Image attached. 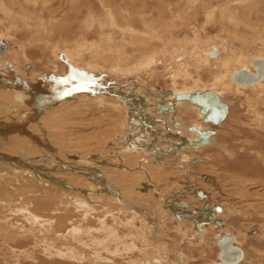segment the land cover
<instances>
[{
	"label": "bare ground",
	"instance_id": "1",
	"mask_svg": "<svg viewBox=\"0 0 264 264\" xmlns=\"http://www.w3.org/2000/svg\"><path fill=\"white\" fill-rule=\"evenodd\" d=\"M39 1L41 6L36 7ZM97 1H99V7L105 12L104 19L102 20L99 18L102 15L93 14L87 7L86 15L82 21L83 27L81 25L78 29L79 35L76 39L73 38L72 43H69L70 41L65 42L66 40L61 41L63 42L61 43L62 48L58 44L52 46L50 35L58 28L60 29L57 31H61L67 27L70 28L71 25L68 23V19L64 17L57 19L50 14L47 17H45V15L43 16L45 11L46 13L50 11L47 5L51 3V0H24L27 5L30 4L34 6L32 11L21 8L19 5H14L17 7L16 9L12 7L9 8L6 3H0V24L1 22L4 23V21H7L10 23L11 27V29L10 27L7 29L9 31L13 30L12 32L6 30L5 35L0 36V38L6 41L10 40L7 36L12 35L15 37L20 29V25L22 28L21 31L23 29L29 31V40L32 44L35 46L41 45L43 47H40L41 51L45 49L50 50L51 47H53L51 51L53 60L56 61L57 53L62 50L68 53L69 63L74 70L78 72V77L81 78L87 75L86 77L90 81L91 78H96L98 80L102 79V77H107L110 80V82L107 83V89L101 91L95 90L94 94L96 96L94 98L90 99L83 95L80 98L76 97V99L75 97L73 98V96L79 94L77 91L82 93L93 92L94 90L92 91V89H88V87L82 85L75 89L69 87L62 90L43 88L33 83L32 81L34 80L30 78L29 80L24 78V80L21 77V79L20 76L26 75L23 70L19 69V71H17V69L9 65L8 62L4 63V61H0V241L3 240L4 243L17 238L33 235L34 231L30 233L29 230H27L29 229L30 222L28 223L29 226L26 227V232H21L22 234H18L19 227H16V230L14 228H9L8 225L11 223L10 221H13L12 218H14L12 217L14 215L13 209H15L17 212H20V210L24 212L26 219L30 216L34 223L37 222V224L42 227L48 225L51 228L60 223L69 224L72 229V233L69 234H71L73 238L79 230L83 234H87L88 237V233L93 232L89 240L93 247H99L101 254L107 253L108 256L113 255L112 258L117 256L123 258L127 264L191 263L192 258H190V256L183 253V257L181 253L174 252L176 250L173 251V246L171 247L170 244L175 240L171 241L167 236L169 234L166 235V226L168 223H172L173 220L175 221L174 215H178V221L184 223L188 229L187 233L186 231L181 232L180 228L185 227L183 224L174 229L176 232L174 233L181 236L180 239H182V241H179L182 242V247L179 248L183 251L184 247L190 245L195 246L194 249L196 250L199 248L202 249L208 238L204 235L206 229L214 230L215 232L218 230L224 232L223 234L215 233L214 245L217 247V240L226 233L230 234L225 218L231 217L232 220L246 216L243 214V210L225 207H220L221 212L217 214L214 211V207L209 204L208 207L204 208L206 203H202L203 205L198 208V211L194 210L196 201L194 196L202 190L198 191L196 188H192L191 182L195 181L196 178L193 174L194 171H192L188 165H190V163L193 164L194 158L199 159L193 153L205 148L210 143L211 137L214 134L209 137L207 144L197 147L193 146L192 143L197 142L199 139L198 134L192 130L193 127L187 129V126L189 124L195 125L197 128H194L199 131L204 130L203 126L196 121L193 124L192 122L189 123V121L186 122L187 109H193L194 107L192 106L194 104L186 100L175 99V97L176 95H193L196 92L203 93L210 91L215 93L222 102L221 96L226 93H231L233 91L239 93L241 91L250 90L252 93H255L256 99H253L251 103V100L247 97V113L249 112L252 114L254 129L261 130L262 126L264 127V111L260 110V107L264 106V78L259 83L250 86L237 84L231 79L234 73L242 69H247L249 72L255 74V70L252 66L253 61L264 58V0H224L223 2L218 0L219 4L215 5L212 3V0H178L176 7L178 4L183 5L185 3L190 6L188 7V5H186L185 10L180 8L179 12H177L178 15L172 16L174 18L173 21L171 19L166 21L159 9L155 15H149V13L145 11L139 14L138 11V14L141 16V24L143 25L142 30L131 27L130 25H125L123 23L124 20H122L123 18L118 15V10H113L109 1ZM131 1L137 2L134 0ZM148 1L146 0L145 2ZM168 1L170 3V0ZM201 3V7L203 6L206 16L205 25L209 23L213 25L214 22L220 20V23L223 24V30L221 31L225 34V37L218 38L215 36L211 40L210 37L206 35L204 38H201V34L196 32H193L195 35L193 38L187 36V32L190 31L193 26L192 28H187L189 24L184 26L183 16H187V19L192 18L194 20L197 16V10L200 9ZM127 4L128 3H126V5ZM129 4L127 6H129ZM157 4L160 5L158 1ZM57 5L55 7H57ZM84 5L86 6V4ZM70 6L71 5H69V7ZM154 6L157 5L154 4ZM141 7H143V5ZM173 7L175 8V6ZM117 8L119 9V7ZM135 12L136 11H134V13ZM187 13L190 15H187ZM138 18L140 17L138 16ZM138 18L133 21L131 20L132 23L138 20ZM136 25L138 26V24ZM178 27L182 30L187 28V32L184 36H181V38H175L176 41L172 40L173 35H171L169 39L166 38L168 35H164V37L160 36V33L166 34L168 31L171 32ZM94 28L97 30V32L93 33L96 38L94 40L91 38V41L88 42L85 37H89L94 31ZM147 30L153 31V34ZM228 41L230 43H228ZM1 44L5 48V42L0 41V49L2 48ZM27 44L30 46L29 43ZM5 50L6 49H4L2 53L0 52V54H3ZM143 53L144 55H142ZM211 53L214 55L212 56ZM24 57L25 55H23V58ZM17 59L19 58L16 57L14 62L17 64L15 66L19 67ZM62 59L65 61V57ZM48 62L53 66V72H57L58 67L52 62ZM158 70H161L163 73L166 70L168 75L164 79L170 81L172 85L170 86L172 91L168 93L169 98L167 100H164V98L167 97L165 94L160 97V99H163L161 101L155 98L158 94L155 97H151L156 88L154 87L153 89V83L149 85L147 79L151 80V78L157 74ZM202 72H208L211 75V82L209 85H205V83L202 82L200 77ZM96 74L98 76H95ZM27 75L35 77L31 71L27 73ZM94 76L95 78H93ZM164 76H166L165 73ZM145 77L147 78L146 80ZM92 81L94 83L95 80ZM136 81H138V86L135 85ZM46 82V79L41 80L42 84ZM180 82L184 86H180V88L177 89L178 87H176V85ZM76 83L75 81L73 82V84ZM140 86L141 88L139 89ZM62 99H65V101L60 103ZM68 102H71L67 105L70 108L74 107V104L77 105V103H80V105H77L78 110L79 112L83 111V114H86L85 116H90L91 113H97L99 115V117L96 115L100 119L99 122L87 121L88 123H86L83 120V122H79L80 124L77 125L81 130H92L91 135L93 134V136L97 138L96 142L99 143L96 149H84L82 152H76V150L74 152L75 155L69 156L66 152H62L61 149L59 152V147L57 145L55 146L56 139H54V136H52L51 132L46 128L47 125L45 126V122L47 123V116H49V113L46 116V112L49 108H56V106L59 108L62 107L59 106V104H67ZM186 102L190 105H187ZM44 104L46 105L44 106ZM196 107L199 109L198 106ZM228 111L229 107L227 105V115ZM198 112L195 110L199 118L198 121H200V118L202 121L203 116L200 114V117ZM158 116L161 118L158 119ZM97 117H95V119H97ZM61 118L63 119L62 116ZM42 119L43 121L41 123L40 120ZM92 119L93 118L90 120ZM163 121L168 122V126L161 127V129H158V126L155 127L158 123L165 125ZM175 122H178L177 131H181L182 135H174L176 131L174 129ZM57 126L59 125L57 124ZM68 127L70 128V126ZM51 128L54 129L53 127ZM69 128L64 129V131L66 130L67 132ZM186 130H189L196 136L188 135ZM113 131H117L114 137L112 136L114 133ZM64 135L66 136L67 134ZM70 136H72V134ZM67 139L69 140V137ZM109 141L111 142L107 145ZM75 142L74 140V143ZM94 142L93 138V143ZM61 143L64 144V142ZM88 143V145L91 144L90 142ZM11 147H14L15 150H10ZM70 147L71 146H69V148ZM72 148L75 149L77 147ZM98 148H104L108 153L103 152L102 150L104 149L98 150ZM89 151L92 155L97 152V155H88L82 159L78 157L80 154H88L87 152ZM171 158L175 159L174 163L167 162ZM94 159H98L99 161ZM262 160L264 164V157H262ZM94 161H98L99 163ZM179 170L181 171L180 179L182 178L184 180L182 186L177 183L176 178L172 176L173 174L171 176H165L166 180H169L166 183H163L164 181L161 180L160 182L159 180H154V176L156 175L166 173V171H175V174H177L176 171L179 172ZM201 179H203V177H201ZM171 181L174 182V186L179 185V191L181 192H179L177 196L181 199L178 202L165 197L163 193V190L166 191V189L173 185ZM203 182L204 181H202V183ZM243 183L245 184L246 181H243ZM205 186L207 187V185ZM244 187L245 186H243V188ZM248 187L253 189L260 188V192H263L264 182H250ZM24 189L28 192L22 193L21 191H24ZM205 190L202 192L206 193ZM213 192H217V190ZM219 195L223 196V193L220 192ZM44 196H46L49 207H52L51 210L53 209V212H49L45 209L46 202ZM22 197L23 199H27L23 201L21 200ZM151 197L155 198V203L152 202L154 206L150 207L152 210H147V215L143 214L138 208L143 204L142 202L145 204L146 200ZM186 198H189L192 204L186 201ZM202 198H207V196L203 194ZM251 200L253 201V199ZM61 203L66 204L62 205ZM69 206L71 207V211H69ZM250 206L254 209L253 211L260 212L257 211L254 205ZM21 207L23 209H21ZM250 209L248 208L246 210L250 211ZM46 211L50 214H55L53 219L46 220L45 217H43V215H45L43 213H46ZM101 212L103 213L102 216L99 217L96 215H101ZM263 212L264 211H261L259 216L261 213L263 214ZM63 213L66 216L63 217ZM28 214L29 216H27ZM77 214H79L78 217ZM249 215L251 217V214H248V216ZM74 217L77 218L72 220ZM87 218L95 219L99 223V226L93 220L97 226L90 229L86 227L81 229L82 221ZM149 218L158 221V233L155 232L154 227L148 225ZM62 220L68 222H63ZM73 221H75V223L70 225ZM24 222L27 223V220ZM145 222L148 224H145ZM136 223L139 224V227H137ZM83 225H85V222ZM87 226L89 227V225ZM143 226H146L145 229H143ZM35 229L32 228V230ZM43 229H45V226ZM43 229H41V234H39V236L41 237L43 234L45 238L48 229L46 232H44ZM15 231H17V233ZM20 231H23V228ZM37 232L39 233V231ZM82 233L80 234L82 235ZM240 233L239 235L242 236L247 235ZM255 233L256 232H253L252 234ZM231 235L233 236V234ZM258 238L259 236L257 239ZM154 240H157V243L155 242L157 245H154ZM239 241L242 242V240H239L238 235L236 236V234H234L233 246L238 247L242 251L243 256L239 263L242 264L247 261L249 256L247 257L248 253H245L241 249ZM53 247L54 246H50V248ZM217 249L219 253V248L217 247ZM67 250H52V252L45 250L43 255L53 262L56 260L57 256L59 258L62 256L66 258L64 261L66 260L67 262V260H70V262L72 261L74 264L82 262L84 257H79V260L76 257L73 259ZM255 252L258 254L254 253V255H259L258 261L260 260L259 262L261 263V256L262 253H264V249L255 250ZM171 255L175 257V263L169 260ZM108 256L107 258L100 257L99 259H97L99 256H95L96 258L92 256L90 260L94 264H105L107 262L113 264V259L111 256ZM200 257L202 256L200 255ZM59 258L58 261L60 260ZM34 260L35 259H33V261ZM61 261L63 262V260L59 262Z\"/></svg>",
	"mask_w": 264,
	"mask_h": 264
},
{
	"label": "rangeland",
	"instance_id": "2",
	"mask_svg": "<svg viewBox=\"0 0 264 264\" xmlns=\"http://www.w3.org/2000/svg\"><path fill=\"white\" fill-rule=\"evenodd\" d=\"M107 1H109L113 10H116V11L118 10V15H119V17L123 18L122 20H124L123 23L125 25H127V26L130 25L131 27H134L136 29H141V30H142L143 25L141 24V20H140L141 16L139 14H141L142 11L149 13V15L150 14L155 15L157 13V10L159 9V11L163 14L164 19H166V21L170 20V19L173 21L174 18L172 16H174V15L177 16L178 15L177 12H179L180 8H183L185 10L186 5H188V7L190 6L189 4L185 3L183 5L178 4V6L176 7L178 0H170V3L168 0H149V1L147 0L148 2H145L146 0H143V1L142 0H134L137 2H132L131 0H127V1L126 0L125 1L124 0H107ZM157 1L159 2L160 5L157 4ZM221 1L223 2L224 0H221ZM1 2H3L4 4L6 3V5L9 8L12 7V8L17 9V7L14 5H19V7L24 8V9H28L30 11H32L34 9V6H32L30 4L27 5L26 2H24V0H0V3ZM75 2L77 3L78 6L76 5ZM126 3H128V4L131 3V4H129V6H127L128 4L126 5ZM212 3L214 5L219 4V1L218 0H216V1L212 0ZM55 4L56 5L58 4L57 7L60 9L55 7L56 6ZM84 4H86V6ZM154 4L157 6H154ZM69 5H71V6L69 7ZM99 5H100L99 1H97V0H86V1H84V0H51V3L49 5H47V7H48V9H50V11H47V13L45 11L46 14L44 13L43 16L45 15V17H47L50 14L51 16H53L54 18H57V19L64 17L65 19H68V23L71 25L70 28L67 27L61 31H57L60 29V28H58V29H56L55 32H53L50 35V42H52V46L58 44L62 48L61 43H63V42H61V41L66 40L65 42L70 41L69 43H72L73 38H75V39L77 38V36L79 35L78 29L82 25L83 18L86 15L87 7L91 10V12L93 14H95V15L98 14L100 16L102 15L99 18H101L103 20L104 16H105L104 15L105 12H103L104 10L102 11V9L99 7ZM140 5L141 6L143 5L144 8L141 7ZM145 5H147V6H145ZM201 5H202V3L200 4V9L197 10V16L194 20L192 18L187 19L186 18L187 16H183V25L186 26V24H189L188 25L189 27H187V28H192V26H193V28L190 30L191 32L190 31L187 32L186 31L187 28L182 30L181 28L179 29V27H178L177 29H174L171 32L168 31L166 34L160 33V36L164 37V35H168L166 38L169 39L171 37V35H173L172 36L173 41L174 40L176 41V39H179V38H181V36H184L186 34V32L188 33L187 36H190L189 38H193L195 36L193 32H196L198 34L200 33L201 38L202 37L204 38L205 35L209 36L211 40L215 36L218 38L225 37V34H223V32L221 31V30H223V28H222L223 24L220 23V20H217V21L215 20L217 23L214 22L213 25L212 24L210 25V23L205 25L206 16L204 14L205 11L203 10V6L201 7ZM39 6H41L40 1L36 7H39ZM79 6H80V8H79ZM173 6H175V8ZM182 6H184V7H182ZM117 7H119V9ZM77 8H79V9H77ZM78 10L81 12H79ZM123 10H125V11H123ZM134 11H136V12L134 13ZM138 11H139V14H138ZM164 11H165V13H164ZM201 11H203V12H201ZM187 15H190V14L187 13ZM203 15H204V17H203ZM138 16L140 18H138ZM73 17H75V18H73ZM137 18H138V20H135L132 23V21L134 19H137ZM194 22H196V23H194ZM218 22H219V24H218ZM136 24H138V26ZM9 27H10V23H8L7 21H4V23L1 22V24H0V36L5 35L6 30H8L7 28H9ZM82 27H83V25H82ZM19 28L20 29L16 33L15 37L12 35L7 36V37H9L10 40L5 41L4 39L0 38V41H4L6 44L5 45V49H6L5 52L3 54H0V61H4V63L8 62V64L15 67L17 69V71H19V69L23 70V72L26 75H27V73H30V71H31L32 74H34V76H35V77H33V76H28V75L24 76L23 75V76H20V78L21 77L23 79L26 78V80H29V78H30L31 80H34V81H32L33 83H36L43 88H49L52 90H57V89L62 90V89H65L66 87L75 89L81 85L88 87V89H92V91L94 90L93 92H82V93L77 91V93H79V94H77L76 96H73V98L74 97L80 98L83 95H85L91 99V98H94L96 96L94 94L95 90L101 91L103 89L108 88L107 83L110 82L109 78H107V77L103 78L102 77V79L97 80L95 78V76H98V75L96 74L93 77V78H95L94 79L95 81L93 83L92 80L90 81L89 79H87V77H86L87 75H85L84 77H81V78L78 77L79 76L78 72H76L74 70V68L72 67V65L69 63L68 53H66L64 50H62V51H60L61 53L59 52L60 54L57 53L56 61L53 60L52 54H51L53 47H51L50 50L45 49L44 51H41L40 49L43 48L41 45L35 46L34 44H32L30 42V40H29L30 38L28 35L29 31H27L26 29H23L21 31L22 28L20 27V25H19ZM10 29H11V27H10ZM12 31H9V32H12ZM69 31H71V32H69ZM147 31L151 32L153 34V31H151V30L150 31L147 30ZM174 31H175V33H174ZM67 32H69V33H67ZM95 32H97V30L94 28V31L92 32V34L89 37H85V38H87L88 42L91 41V38H92V40H94L96 38V36H94V34H93ZM161 34H163V35H161ZM27 43H29L30 46H28ZM228 43H230V42L228 41ZM33 45H34V48H33ZM234 46H235V43H234ZM23 55H25L24 58H23ZM142 55H144V53ZM16 57L19 58V59H17L18 63H19V67L15 66V65H17L14 62V60H16ZM63 57H65V61H63V59H62ZM5 59H6V61H5ZM48 61L54 63L58 67L57 72L56 71L53 72V66L51 64H49ZM160 71L161 70H158L157 74L153 78H151V80H148L146 77H145V80L147 79V83L149 85H151L153 83L152 84L153 89H154V87L156 88L155 91H153V93H152L154 96L152 95L151 97H155L158 94L155 98H157L161 101L163 99H160V97H162L164 94H165V96H167L166 98H164V100L165 99L167 100L169 98L168 93H170L172 91V88L170 87L172 85H171L170 81L164 79L168 75L166 73V70L164 72L166 74V76H164V73L162 71L161 72ZM200 75H201L200 77L202 79V82L205 83V85H209L211 82V78H210L211 75L208 72H204V73L202 72ZM52 76H53V79L50 78ZM42 79H46L47 82L45 84H42L41 83ZM74 81L77 83L73 84ZM139 83H141V82H139ZM135 85L138 86V81H136ZM180 86H184V85L180 82L178 85H176V87H178L177 89H179ZM140 88H141V86L139 87V89ZM204 89H206V88H204ZM208 89H209V87H208ZM155 92H156V94H155ZM149 95H151V94H149ZM221 97H222V102L228 105L229 111H228V115H227L226 120L220 125L212 126L211 124L202 123L201 118H200V121H198L199 118H198L197 114L195 113V110L198 112L199 109L194 105L192 106V107H194L193 108L194 110L193 109H191V110L187 109L186 122L189 121V123L192 122V124H193L196 121L199 124H201V126H203L204 130H213L214 131V135L211 137L212 139H211L210 143L205 148L193 153L195 156H197L199 158L200 161L199 162H193V164L190 163V165H188V167L191 168L192 171H194L193 174L196 178L195 181L191 182L192 188H196L198 191H201V190L204 191L206 189L205 190L206 193H203L202 191L201 192L207 196V198H199L198 193L196 196H194V198L196 200L194 210L198 211V208L203 205L202 203H206L204 208L208 207V204H209V205L213 206L214 208L225 207V208H231V209L232 208L239 209L241 211L243 210L242 212H243V214H245L246 217L235 218L232 220H231V217H229L227 219L225 218L227 226L229 227L228 230L230 231V234H236V236L238 235L239 240H242V242L239 241L241 249L245 253H248L247 257L248 256L249 257L247 258V261L243 262L242 264H264V257H263L264 253H262V256H261L262 261H263V262L261 261V263L259 262L260 260L258 261L259 255L258 256L254 255V253H256L255 250H263L264 249V212H263V214L261 213V215H260L262 217L259 216V213L261 211H264V205H263L264 191L260 192V188L253 189V188L248 187V184L250 182H260V183L264 182V164H263V160H262V157H264V127L262 126L261 130L254 129L253 128L254 123L252 122L253 117L251 116L252 114H250L249 112L247 113V111H248V108H247L248 98L247 97H249V99L251 100V103H252L253 99H256L255 93H252L250 90L241 91L239 93H235L233 91L231 93L230 92L226 93V94L222 95ZM62 100L60 103L65 101V99H62ZM71 102H68L67 104L64 103L61 105L59 104V106H62L63 108L62 107L58 108L56 106V108L53 107V108L47 109L46 116L48 115V113H49V116H47V119H46L47 123L45 122V126L47 125L46 128L51 132V135L54 136V139H56L55 146L57 145L59 147V152L62 150V152H66V154L69 156L75 155L74 152L76 150H77L76 152H82L84 149L88 150L91 148L92 150H94L97 148L99 143L96 142L97 138L95 136H93V134L91 135L92 130L84 131V130H81L80 128H78L79 126H77V125H79L81 122H83V120L86 123H88L90 121L91 122L92 121L99 122V120H100L98 118L99 115L97 113H95V114L91 113L90 116L88 115L89 116V118H88V116H85L86 114H83V111L79 112L77 105H80V103H77V105L74 104L75 106L72 108L67 106ZM186 103H187V105H190V104H188V102H186ZM45 105L46 104H44V106ZM187 105H185V106H187ZM261 107H264V106H261ZM261 107H260V110L264 111V108H261ZM57 111H60V112H57ZM56 113H58V114H56ZM198 115L201 117L199 112H198ZM61 116L63 117L64 121L61 118ZM94 116L97 117V119H95ZM56 118L59 120H57ZM91 118H93V119L90 120ZM160 118L161 117L158 116V119H160ZM53 119H54V121H53ZM79 119H81L82 121ZM167 120H169V119H167ZM192 120H194V121H192ZM42 121H43V119L40 120L41 123H42ZM55 121L59 126H57ZM61 121H63V122H61ZM164 123H165V125L158 123L155 125V127L158 126L157 128L161 129V127L168 126V122H164ZM177 124H178V122H175V124H174V129L176 130L174 135H182L181 131H177L178 130ZM55 125H56V128H55ZM67 125L70 126V128ZM74 126H75V128H74ZM51 127H53L54 129H52ZM57 127L60 129H58ZM61 127H62V129H61ZM192 127L197 128V126L189 124L187 126V129L188 128L190 129ZM63 128L64 129L69 128V130H67V132H66V130L64 131ZM71 129H73V130H71ZM203 129H201V130H203ZM118 130H120V129H118ZM53 131L55 132V134ZM52 132H53V134H52ZM116 132L113 133V135H112L113 137H114V134L116 136ZM186 132L188 133V135L196 136L194 133L192 134V132H190L189 130L188 131L186 130ZM64 134H67V135L65 136ZM71 134H72V136H70ZM67 136L69 137V140L67 139L68 138ZM76 137L77 138L79 137V138L77 139ZM93 138L95 141L94 143H93ZM73 139L76 141L75 143H74ZM61 140H63V141H61ZM81 140L82 141L84 140V141L82 142ZM58 141H59V143H58ZM60 141L64 142V144L61 143ZM66 141H67V143H66ZM88 142H90L91 144L88 145L89 144ZM110 142L111 141H109L107 143V145ZM81 143H82V145H81ZM14 144H12V145L15 146ZM74 144H75V146H74ZM80 145H81V147H80ZM86 145H88V146H86ZM69 146H71V147L69 148ZM58 147H56V148H58ZM72 147H77V148L74 149ZM80 148H83V149H80ZM71 149H72V152H71ZM99 149L100 148H98V150ZM102 149H104V148H102ZM102 149H100V150H102ZM10 150H15V148L11 147ZM104 150H102V151L107 152L106 150L105 151ZM87 153L88 154H82V155L80 154L81 156L79 155L78 157L80 159H82L83 157H87L88 155L89 156L97 155V152L94 155H92V153H90V151ZM70 160H72V159H70ZM94 160H98V159H94ZM98 161H94V162H98ZM201 161H202V163H201ZM167 162L174 163L175 159L171 158ZM180 172H181L180 170H179V172L176 171L177 174H175V171H173V172L172 171H166V173L154 176L155 177L154 180H159V182L161 180V181H164L163 183H166L169 181V180L168 181L166 180V177L168 175L171 176L173 174L172 176H174L176 178L177 183H179L180 186H182L184 183V180L182 178L180 179V177H181ZM198 174H200V175H198ZM201 177H203V179H201ZM201 180L204 182L202 183ZM243 181H246V183L244 184ZM172 183H173V185L170 186L171 189L168 188V189H166V191L163 190V193L165 194V197H168L169 199L178 202V201H180L181 198L179 196H177V194L181 191H179L180 190V188L178 187L179 185L174 186V182H172ZM203 184L207 185V187ZM243 186H245V187L243 188ZM216 190H217V192H213ZM24 191H21V192L22 193L28 192L25 189H24ZM220 192L223 193V196L219 195ZM44 197H45V202H46V208L45 209L48 210L49 212H53V209L51 210L52 207L51 206L49 207V203L47 202L46 196H44ZM26 199L27 198L23 199V197H22L21 200L25 201ZM251 199H253L254 202ZM186 201H188L189 203L192 204V201L189 200V198H186ZM152 202L155 203L154 197L148 198V200H146L145 204H144V202H142L143 204H141L138 209L141 210V212L143 214H146L148 209L152 210L150 208V207L154 206V203L152 204ZM63 204H66V203H63ZM250 205H254L255 208L257 209V211H260V212L253 211L254 209ZM221 208H220V210H221ZM248 208L249 209L251 208L250 211L246 210ZM21 209H23V208L21 207ZM13 210H14V215L12 217H14V218H12L13 221H10L11 223L8 225L9 228H14L16 230V227H19V229H18L19 231L17 230L18 234H22L21 232H23V233L26 232V227H28L30 224V226L28 227L29 229H27V230H29L30 233H32L33 231L35 233L33 232V235H31V236L28 235L24 238H17L15 240H12L9 242L7 241V242L3 243V240L0 241V264H11V263L12 264H49V263L69 264L70 260H67V262H66V260L64 261V259H66V258H63L62 256L60 258L57 256V258H56V260H54V262L50 261L49 258H47L46 256L43 255V253H45V250H47V251L49 250L50 252H52V250L62 251V249L63 250L68 249L67 251L71 254L73 259H74V257H76L79 260L80 258L84 257L82 259V262H81L82 264H88V263L94 264L90 260L92 258V256H93V258H96L99 256L97 259H99L100 257L101 258H103V257L107 258V256H108L107 253L101 254V252H100L101 250L99 249V247H93L92 244H90L89 240H90L91 234L93 232L92 233L89 232L88 233L89 237H88L87 234L85 235L79 230L78 232L82 233V235L77 232L76 233L77 236L75 235L76 237L74 236V238H73V236L71 234H69V233H72V229H71V226H69V224L60 223L59 225H56L55 227H51V228L48 225H44L45 229H46L45 230V229H43L44 226L43 227L41 225L39 226L37 224V222L34 223V221L31 220L29 214L27 215V216H29L28 219H26L25 218L26 215L24 214V212H22L21 210H20V212H17L15 209H13ZM154 210L157 211L156 209H154ZM48 211H46V213H43V214H45V215H43V217H45L46 220L47 219L48 220L53 219V216L55 214H50ZM69 211H71V207L69 208ZM220 212H218V213H220ZM248 214H251V217H250V215L248 216ZM9 215H10V213H9ZM62 215H63V217L66 216L64 213ZM78 215L79 214H77V217H78ZM96 215H98L100 217L103 215V213L101 215H99V214H96ZM23 216H24V218H23ZM173 217H175V221L173 220L172 223H168L166 226L167 227L166 235L169 234L167 236H168V238L171 239V241L175 240L173 243L170 244L171 247L173 246V248H172L173 251L176 250L174 252H179L182 255L184 253V254L190 256V258H192L191 263L189 262L190 264H215V263H217L218 262V260H217L218 249H217L216 245H214V241H215L214 236L216 235L215 234L216 232L218 234H223L224 232L220 231V230H218L219 232L218 231L215 232L214 230L212 231V230L206 229V232L204 233V235L208 238L205 241L206 244L203 245L204 249L199 248L198 250H196V249H194L195 246L190 245V246L184 247V251H183L180 249L182 247L181 246L182 245L181 244L182 239H180L181 236L179 234L178 235L175 234L176 232L174 231V229L177 226H180L182 224L185 227H186V225L184 223H182V222L180 223L178 221L179 220V219H177L178 215H174ZM76 218L74 217V218H72V220H74ZM87 219L88 220L91 219L90 221L92 223L90 221H88ZM87 219L82 221V228L81 229H84L85 227L87 229L94 228V226H97L96 223L99 226V223L95 219H92V218H87ZM25 220H27V223L24 222ZM62 221L68 222L66 220L65 221L62 220ZM70 221H71V219H70ZM75 221H73L70 225L74 224ZM84 222H85V225H83ZM33 223H34V225H33ZM148 223L145 222V224H148V225L154 227L155 232H157V233L159 232L158 221H156L153 218H149ZM35 224L37 227L35 226ZM14 225H16V226H14ZM87 225H89V227ZM92 225H93V227H92ZM136 225H137V227H139L138 223H136ZM146 226H143L144 227L143 229H145ZM185 227L180 228L181 232L186 231V233H187L188 229H187V227L185 229ZM22 228H23V231H20V230H22ZM32 228L33 229L36 228V229L32 230ZM38 228H40V229H38ZM41 229H43L44 232H46L48 229L47 233L45 234V236H46L45 238H44L43 234L41 235V237L39 236V234H41L40 233ZM68 229H69V231L70 230L71 231L69 232ZM183 229H184V231H183ZM17 231H15V232L17 233ZM37 231H39V233ZM87 231H89V230H87ZM240 232L247 234V235L246 236L239 235ZM253 232H256V233L252 234ZM52 233H54V234H52ZM256 234L259 236L258 239H257L258 236ZM37 236H39V237H37ZM179 240H181V241H179ZM155 242L157 243V240L153 241L154 245H157ZM50 246H54V247L50 248ZM137 246H138V244H137ZM68 247H70L72 250ZM48 248H50V249H48ZM83 249H84V251H83ZM200 250H202V251H200ZM203 250H204V252H203ZM200 252H201V254H200ZM56 254H59V253H56ZM199 254L202 257H200ZM256 254H258V253H256ZM27 256H30V257H27ZM87 256L88 257L90 256V257L88 258ZM109 256H111V258L113 257V255H109ZM183 257H184V255H183ZM58 258L60 260H63V262L62 261L59 262L60 260L58 261ZM156 258H158V257H156ZM33 259H35L34 260L35 263H34ZM112 259H113V261H112L113 264H125V263L127 264V262L124 261L123 258H119L118 256L115 258H112ZM174 259H175V257L173 255H171L169 257V260H171L175 263L176 259L175 260ZM76 262H77V260H76ZM77 263L81 264L79 262H77ZM189 263H187V264H189ZM70 264H74V263L71 261ZM105 264H110V263L107 262Z\"/></svg>",
	"mask_w": 264,
	"mask_h": 264
},
{
	"label": "water",
	"instance_id": "3",
	"mask_svg": "<svg viewBox=\"0 0 264 264\" xmlns=\"http://www.w3.org/2000/svg\"><path fill=\"white\" fill-rule=\"evenodd\" d=\"M0 52L4 51V46L1 44ZM213 56L214 54L211 53ZM252 66L255 70V74L249 72L247 69L238 70L231 76L232 81L244 86L255 85L264 78V58L256 59L253 61ZM53 79V76L50 77ZM91 80H94L91 78ZM175 99L186 100L191 104L199 107V112L202 114V122L206 124L217 125L223 122L227 116V105L222 103L219 97L210 91L203 93L196 92L193 95H176ZM192 130L198 134V141L193 142V146L205 145L208 142L210 136L214 134L213 130L199 131L195 128ZM193 162H199L197 158L193 159ZM200 198L203 195L198 192ZM220 208H215V212H220ZM219 223V222H218ZM217 247L219 248L218 260L215 264H239L242 260V251L233 246V236L229 233L224 234L217 240Z\"/></svg>",
	"mask_w": 264,
	"mask_h": 264
},
{
	"label": "flooded vegetation",
	"instance_id": "4",
	"mask_svg": "<svg viewBox=\"0 0 264 264\" xmlns=\"http://www.w3.org/2000/svg\"><path fill=\"white\" fill-rule=\"evenodd\" d=\"M214 210H215V208H214ZM233 236H234V234H233ZM234 245H235V243H234Z\"/></svg>",
	"mask_w": 264,
	"mask_h": 264
}]
</instances>
